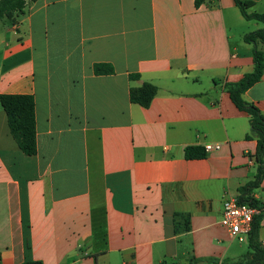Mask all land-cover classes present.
Wrapping results in <instances>:
<instances>
[{
    "label": "crops",
    "instance_id": "1",
    "mask_svg": "<svg viewBox=\"0 0 264 264\" xmlns=\"http://www.w3.org/2000/svg\"><path fill=\"white\" fill-rule=\"evenodd\" d=\"M242 1L264 13V0ZM3 21L0 96L35 98L38 152L19 149L0 102V264L250 258L249 240L221 225L223 204L264 202V177L244 192L257 139L225 85L254 71L244 37L262 22L235 0H37ZM244 22L253 27L230 32ZM96 64L115 73L96 75ZM145 83L159 89L149 108L130 100ZM243 98L264 114V73ZM192 146L206 158L187 159ZM179 214L190 230L177 234L188 222ZM258 235L264 247L263 224Z\"/></svg>",
    "mask_w": 264,
    "mask_h": 264
},
{
    "label": "trees",
    "instance_id": "2",
    "mask_svg": "<svg viewBox=\"0 0 264 264\" xmlns=\"http://www.w3.org/2000/svg\"><path fill=\"white\" fill-rule=\"evenodd\" d=\"M37 0H0V20L10 21L12 25L18 22L24 14L28 5ZM205 0H196V7L199 8ZM242 15L247 20H257L264 23V13H249L254 6L251 1L235 0ZM245 42L254 45L255 69L252 73L244 76L238 83H226L225 88L230 94L233 103L241 111L246 112L250 117L252 135L257 139V151L255 160L258 165V174L255 181L249 183L244 192L249 193L257 188L264 177V114L252 103L245 101L243 95L256 83H258L264 73V49H259V45L264 43V28L256 32L249 33L244 37ZM96 75H111L115 73L114 67L109 64H96L94 66ZM139 75H131V79L138 78ZM158 87L151 83H145L141 87H132L130 90V100L133 104H138L143 108H149L158 94ZM1 105L7 115L8 125L11 135L15 139L19 149L28 156H35L37 147V123L35 98L32 95H1ZM207 154L204 148L199 146L188 147L185 150L187 159H203ZM241 203L260 205L261 202L250 197H241ZM186 217L187 225L184 228L176 227V233L190 230V216L176 215V217ZM262 218H257L253 231L249 236V244L252 253L249 259L237 264H264V247L259 240V229ZM22 264H44L42 261H25Z\"/></svg>",
    "mask_w": 264,
    "mask_h": 264
},
{
    "label": "built area",
    "instance_id": "3",
    "mask_svg": "<svg viewBox=\"0 0 264 264\" xmlns=\"http://www.w3.org/2000/svg\"><path fill=\"white\" fill-rule=\"evenodd\" d=\"M220 144H207V152L219 151ZM257 218H262L261 224L264 225V202L260 205L241 203L239 199L229 197L223 204V216L221 225L228 231L233 239L240 242L249 239Z\"/></svg>",
    "mask_w": 264,
    "mask_h": 264
},
{
    "label": "rangeland",
    "instance_id": "4",
    "mask_svg": "<svg viewBox=\"0 0 264 264\" xmlns=\"http://www.w3.org/2000/svg\"><path fill=\"white\" fill-rule=\"evenodd\" d=\"M244 23H245V24H243V25L240 24V26H238V27H231L230 32H231V33H236L237 30L242 31L244 27H247V25H250V26L253 27V25H251V24H247L246 22H244ZM252 23H258V22H252ZM3 24H4V21H3V20H0V27H2ZM258 24H259L260 27H262V28L264 27L263 23H258ZM248 30H249V29H248ZM247 241H248V240L246 239V240L244 241L243 244H240V243L237 241L236 244H238V245H242V246L245 247V246H246V243H248Z\"/></svg>",
    "mask_w": 264,
    "mask_h": 264
}]
</instances>
